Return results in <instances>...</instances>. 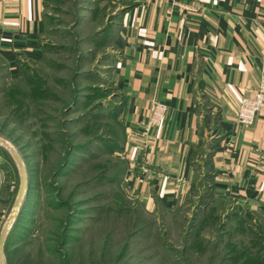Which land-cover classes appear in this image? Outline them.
Masks as SVG:
<instances>
[{"label":"rangeland","instance_id":"obj_1","mask_svg":"<svg viewBox=\"0 0 264 264\" xmlns=\"http://www.w3.org/2000/svg\"><path fill=\"white\" fill-rule=\"evenodd\" d=\"M118 4L44 0L41 55L22 56L15 69L0 54L6 263L264 264V208L236 211L209 201L200 172L190 194L166 210L121 174L124 128L112 114L121 100L112 80L119 52L108 32ZM9 142L28 172L24 201L14 209L21 173Z\"/></svg>","mask_w":264,"mask_h":264},{"label":"crops","instance_id":"obj_2","mask_svg":"<svg viewBox=\"0 0 264 264\" xmlns=\"http://www.w3.org/2000/svg\"><path fill=\"white\" fill-rule=\"evenodd\" d=\"M102 1L119 3L107 31L119 52L112 114L124 128L129 186L174 210L207 171L213 199L263 209L264 113L251 125L238 124L237 113L264 70V0ZM43 32L44 0H0V54L11 67L41 55ZM155 99L168 110L144 150L141 125Z\"/></svg>","mask_w":264,"mask_h":264},{"label":"built area","instance_id":"obj_3","mask_svg":"<svg viewBox=\"0 0 264 264\" xmlns=\"http://www.w3.org/2000/svg\"><path fill=\"white\" fill-rule=\"evenodd\" d=\"M168 106L160 100H153L147 119L142 122V148L148 150L152 143V131L160 126L166 116ZM264 113V70L261 73L258 87L250 94L243 95L237 113V122L240 125H251L259 113Z\"/></svg>","mask_w":264,"mask_h":264},{"label":"water","instance_id":"obj_4","mask_svg":"<svg viewBox=\"0 0 264 264\" xmlns=\"http://www.w3.org/2000/svg\"><path fill=\"white\" fill-rule=\"evenodd\" d=\"M3 142H8L5 138H0V143ZM4 144V143H3ZM9 145L5 144L13 153L16 162L19 165L20 168V173H21V183H20V187L18 190V194L16 196L15 202H14V208H19L25 198V195L27 193L28 190V172H27V168L24 164V160L22 158V156L19 154V152L16 150V148L14 146H12V144L9 142ZM13 211V210H12ZM19 210H17V212L15 214H13V222L15 221ZM12 213V212H11ZM10 213V215H11ZM10 227L8 226H4L2 231H1V235H0V264H7L6 263V256H5V243H6V238L8 235Z\"/></svg>","mask_w":264,"mask_h":264},{"label":"trees","instance_id":"obj_5","mask_svg":"<svg viewBox=\"0 0 264 264\" xmlns=\"http://www.w3.org/2000/svg\"><path fill=\"white\" fill-rule=\"evenodd\" d=\"M104 33V32H103ZM123 141H124V137H123V139H122V142L120 143L121 144V149H122V147H123ZM204 151H205V153L207 154V156L204 158V163H208V160H209V158H210V156H211V153H208V148L207 147H205L204 149H203ZM207 151V152H206ZM203 152V151H202ZM71 154V152L69 151L68 152V155H70ZM194 158H195V153H194ZM68 157L66 156L65 157V159L62 161L63 162V164L61 165V163H60V165H61V169H63L64 167H65V165L67 164V162H68ZM60 165H59V169H60ZM200 165V164H199ZM125 169V168H124ZM207 171H205V173H204V179H205V184H206V189H208V195H207V197H209V196H212V193H211V191H210V189H209V186H208V184H207V181H208V176H209V174H207L206 173ZM124 173V170L122 171V173L121 174H123ZM195 185V184H194ZM194 185L192 186V188H191V190L193 189V187H194ZM207 191V190H206ZM205 191V192H206ZM205 194V193H204ZM210 199H212V197L211 198H209V201H210ZM214 199H217V198H214ZM217 201H219V199L217 200ZM223 203V202H222ZM156 204H158V205H160V206H162V208H164V209H166L165 208V206L160 202V200H157V202H156ZM166 210H168V209H166ZM237 211V210H236ZM197 213L195 214V216H194V218H197ZM65 242H67V237H65L64 239H63V241H62V244H64ZM6 243H7V241H6ZM6 249V248H5Z\"/></svg>","mask_w":264,"mask_h":264},{"label":"bare ground","instance_id":"obj_6","mask_svg":"<svg viewBox=\"0 0 264 264\" xmlns=\"http://www.w3.org/2000/svg\"><path fill=\"white\" fill-rule=\"evenodd\" d=\"M19 210V209H18Z\"/></svg>","mask_w":264,"mask_h":264}]
</instances>
